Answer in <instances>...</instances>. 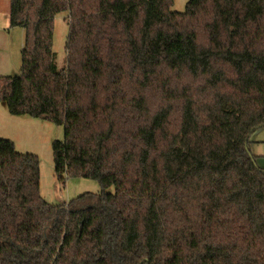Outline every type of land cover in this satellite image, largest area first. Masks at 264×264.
<instances>
[{"label":"trees","instance_id":"trees-1","mask_svg":"<svg viewBox=\"0 0 264 264\" xmlns=\"http://www.w3.org/2000/svg\"><path fill=\"white\" fill-rule=\"evenodd\" d=\"M171 5L9 1L25 36L0 102L63 126L58 181L100 192L50 205L38 157L0 139V264H264V168L250 151L264 127V0Z\"/></svg>","mask_w":264,"mask_h":264},{"label":"rangeland","instance_id":"rangeland-1","mask_svg":"<svg viewBox=\"0 0 264 264\" xmlns=\"http://www.w3.org/2000/svg\"><path fill=\"white\" fill-rule=\"evenodd\" d=\"M9 1L0 0V76L17 77L20 75L21 49L25 34L22 28L9 25ZM187 1L172 0L171 11L183 13ZM67 16L66 12L59 13L53 23L52 53L58 69L66 67ZM63 137V126L27 116H13L9 114L6 104L0 102V139L12 141L19 153L38 157L39 191L41 197L50 205L68 203L83 194L100 192V185L95 180L68 178L64 184L58 181L54 170L52 144L56 140H63ZM250 148L252 154L264 155V127L251 134ZM109 192L114 193V188L111 187Z\"/></svg>","mask_w":264,"mask_h":264},{"label":"crops","instance_id":"crops-1","mask_svg":"<svg viewBox=\"0 0 264 264\" xmlns=\"http://www.w3.org/2000/svg\"><path fill=\"white\" fill-rule=\"evenodd\" d=\"M250 151H251V148H250ZM255 157H256V163L259 167H262L264 166V163L262 161H264V155L261 156L259 154H253Z\"/></svg>","mask_w":264,"mask_h":264}]
</instances>
